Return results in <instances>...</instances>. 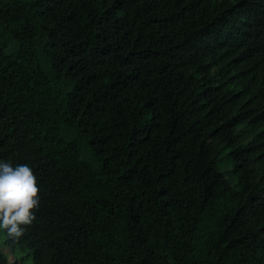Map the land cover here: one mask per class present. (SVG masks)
<instances>
[{
  "label": "trees",
  "instance_id": "trees-1",
  "mask_svg": "<svg viewBox=\"0 0 264 264\" xmlns=\"http://www.w3.org/2000/svg\"><path fill=\"white\" fill-rule=\"evenodd\" d=\"M0 162V264H264V0H0Z\"/></svg>",
  "mask_w": 264,
  "mask_h": 264
},
{
  "label": "clouds",
  "instance_id": "clouds-1",
  "mask_svg": "<svg viewBox=\"0 0 264 264\" xmlns=\"http://www.w3.org/2000/svg\"><path fill=\"white\" fill-rule=\"evenodd\" d=\"M40 207L37 177L27 164L0 162V229L18 240L36 220Z\"/></svg>",
  "mask_w": 264,
  "mask_h": 264
},
{
  "label": "rangeland",
  "instance_id": "rangeland-1",
  "mask_svg": "<svg viewBox=\"0 0 264 264\" xmlns=\"http://www.w3.org/2000/svg\"><path fill=\"white\" fill-rule=\"evenodd\" d=\"M227 177H228V179L229 180H231V181H233V179H232V176L230 175V174H227ZM2 251L7 255V257H8V259H9V261H10V263H12V264H31V262L29 261V262H22L21 260H20V258H17L16 256H14L11 252H10V250L9 249H7V247H2Z\"/></svg>",
  "mask_w": 264,
  "mask_h": 264
}]
</instances>
